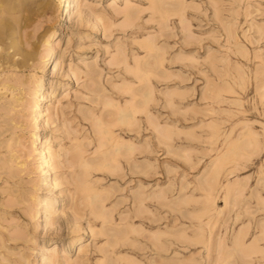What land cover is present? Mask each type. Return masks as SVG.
Listing matches in <instances>:
<instances>
[{
	"label": "rangeland",
	"instance_id": "obj_1",
	"mask_svg": "<svg viewBox=\"0 0 264 264\" xmlns=\"http://www.w3.org/2000/svg\"><path fill=\"white\" fill-rule=\"evenodd\" d=\"M38 1L24 25L22 2L0 12L24 47L36 43L28 67L0 62V166L7 167H0V264H264V210L251 202L229 213L222 202L228 189L227 201L264 200V0H116L113 8L111 0H78L69 18L63 0ZM146 39L163 60L160 76L143 87L126 69L154 65L155 54L138 44ZM49 55L52 75L44 74ZM42 76L47 97L36 117L31 97ZM122 84L152 91L133 130L112 128L135 146L125 158L147 172L132 171L120 155L116 172L89 165L83 173L78 154L92 163L109 149L91 119L111 120L114 109L101 102L128 100L113 88ZM155 121L172 130L163 144ZM226 140L234 150L216 164L210 187ZM91 188L100 195L92 205ZM239 230L242 250L222 262ZM255 241L258 251L243 252Z\"/></svg>",
	"mask_w": 264,
	"mask_h": 264
},
{
	"label": "bare ground",
	"instance_id": "obj_2",
	"mask_svg": "<svg viewBox=\"0 0 264 264\" xmlns=\"http://www.w3.org/2000/svg\"><path fill=\"white\" fill-rule=\"evenodd\" d=\"M26 1L27 2H25L23 4V2L21 0H18V1L0 0V12H3V11L11 12L12 10L16 9L19 6V4L22 2L20 4V6H21V9H23L25 12H27V17H25L23 19L21 18L20 22H22V20H23V22H26L25 20H28L27 18L30 15L36 13V11L42 7V6H40L41 1H38V0H26ZM77 1L78 0H63L62 11L66 15V17L69 18L71 16L72 5H73V3H76ZM115 1L116 0L110 1L111 7H112V5L116 6ZM158 10H159V8H158ZM155 12H157V11H155ZM2 15L3 14H1V16ZM162 15H164V13ZM23 22L20 24L24 25ZM16 23H19V22H16ZM20 24H18V25L20 26ZM19 26H18V28H20ZM18 32H20V30L18 31L16 29V27L8 19L0 17V62H2V64L3 63H9L10 67L13 66L14 68L18 67L21 69L24 67H28L29 61L33 60V58L35 57L36 43L31 42L29 47H27V48L24 47V45L22 43L23 41H22L21 35L20 34L17 35ZM54 33H55L54 31H46L45 37L46 38L48 37L51 40L54 37ZM6 38L8 39V41L7 40L5 41ZM26 41H28V40L26 39ZM48 42H49V39L48 40L46 39L47 44H49ZM138 44L140 45V48L141 49L143 48L146 53L151 54V55H152V53L155 54V58L153 59V60H155V63L151 67H145L141 63H137L136 66L130 67L126 70L133 78L136 79L134 81L142 83L143 87H146V83H149L152 76H154V77L160 76V74L158 72V68L162 64L163 59H162V55H160L159 50L155 47L153 40L150 41V40L146 39L144 42L142 41V43L139 42ZM16 55L19 56V58L14 60L13 57H15ZM52 59H53L52 55H49L46 58V66L45 67H47V68L44 70V74H47V75L53 74L54 66H53V60ZM71 78H72V74L68 72L65 75V80L69 81V80H71ZM46 85H47V81L45 80L44 76H42L40 78H36L34 80L35 88H34V91L32 93L31 100L33 103V105H32L33 111L36 112L35 113L36 117H40L41 115H43V110L41 108V102L43 99H46V97H47L45 95V91H44ZM4 86L8 87L7 85H4ZM113 88L117 91V94L120 97H126V96L128 97L129 96V99L125 100V102L123 104H121L119 101H113V100H109V99L101 102L103 107L114 109V112H112L111 120L109 122H107V124L103 123V121L100 118L94 117L91 120H93L95 123V127H96L95 129H96L97 134H99L102 137V142L100 143V145H105V146H107L106 149H108V148L109 149L107 151H104V154L100 155L99 159L96 162H92V163H89V162L87 163L85 161L83 155L81 153L78 154L77 158H78V161H80V163H81L83 173H85V170H87L89 168V165H94L95 167L102 166L103 168H110V169H113L112 170L113 172H116V169H114V168H115V162L117 160L120 161L118 159V157H120V155H122L124 158L127 157V159H129L130 158L129 154L132 153L133 150L135 149V146L132 143L127 142V141L117 137L116 135H114L112 128L119 125L120 123H122L123 126L125 128H127V130H133L135 117L137 115L141 114V112L146 111L147 103L152 96V91L148 90L150 88L149 86L145 89H136L129 84H122L121 86H114ZM227 89H229V88H227ZM134 91L136 92V94L139 93V91H141L139 94H137L138 97L136 96V94H134L135 93ZM125 93H127L129 95H124ZM13 98H15V97H13ZM18 100H17V98L15 99V101H18ZM91 116H93V115H91ZM150 124H152V122ZM152 125H155L156 135L158 137V139H157L158 143L163 144L165 139L168 140L170 138V135L172 133L171 129L163 128V126L160 125L159 121H155V123ZM217 129H218V127L214 126V124L211 125L210 137L213 140H216L215 138H217L216 137ZM32 136H33L34 141H37V140L40 141V138H38V132L33 133ZM228 137H229V135H228ZM189 138H192V137H189ZM226 141L227 142L225 143V145L227 144V146L225 147V150L222 153L218 154V158H216L215 162L213 163V169L211 171L210 178H213L215 176V169L214 168H215L216 164L218 163L220 165V163L223 162L222 160H224L223 158H225L224 154L227 151H231L233 149V146L230 145L233 143L232 140H226ZM46 145H48L47 139L42 141V145H41V149H40V155L42 158H44V167H45L44 173L45 174L47 172H49L51 169L50 162H51V157H52V156L47 155V152L45 150ZM145 149L146 148L141 149L139 151L145 152L146 151ZM182 156L186 157L187 154L184 153V154H182ZM127 159L125 158L124 160L127 163H129V161ZM1 166L4 167L5 165L1 164ZM128 166L130 169H132V171L138 170V171H141L142 174L147 172V167H148V165H139L137 163H134L133 165L129 163ZM6 169H7V167L4 170H6ZM214 179H215V177L213 179H211V183L209 185L210 187H213L212 181ZM218 188H219V186H218ZM218 188L216 191H218ZM215 189H216V187H215ZM230 191L231 190H229V189L227 191H225V193L223 195L224 197H222L223 198L222 202L223 203L225 202V207H227L228 210H230L229 213L231 211L238 209L237 208L238 206L240 207L242 205H248L249 207H251L253 202H255V204H256L254 206V211L264 210V200L263 199H254L252 201H250V200L245 201L243 199H239V200L235 199L232 201H227V198H228L227 196L229 195ZM237 191L238 190H235L234 192H237ZM83 192H87V189L85 187H83ZM88 192L90 193L89 194L90 198L88 201L92 205L95 203V201H97L98 198H100V195H98V191H96L93 188L88 189ZM137 195H140L143 197V191L138 192ZM140 196L137 197V199H136V200H138V212H141L143 210V208L141 206L143 199ZM144 196H146V195H144ZM155 198H156L155 200L157 201L158 205L163 206L165 204L164 200H163L164 194L157 193V196H155ZM101 201L103 202V198H101ZM44 205H46V203H44ZM44 211H45V209H43V212ZM254 211H251V212H254ZM94 215L98 216V217H103L104 211L101 210L99 207H96V209L94 211ZM212 223L213 222H211V225L213 226ZM83 233H84V231H82L80 234H83ZM179 235H177V236L179 237ZM175 238L177 239V237H175ZM244 238H245V231L244 230H239L238 232H236V234H234V237L231 241L233 247L231 250H228L229 254L225 253V255H224L225 257L222 260V262L228 263L229 257H234V256L238 257L240 251L243 248ZM77 240L79 241V239H77ZM256 241H257V239H256ZM256 241H255V243L250 244L249 246H245L243 252H250L254 249H256L258 251V246L260 243L258 242V244H257ZM252 246L254 248H252ZM261 253H263V251L258 252L259 256H264V254H261ZM252 254H254V253H250V254H247L245 256H250Z\"/></svg>",
	"mask_w": 264,
	"mask_h": 264
}]
</instances>
